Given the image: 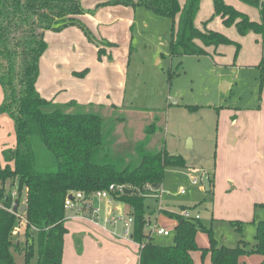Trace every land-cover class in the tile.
I'll list each match as a JSON object with an SVG mask.
<instances>
[{
    "label": "trees",
    "instance_id": "obj_1",
    "mask_svg": "<svg viewBox=\"0 0 264 264\" xmlns=\"http://www.w3.org/2000/svg\"><path fill=\"white\" fill-rule=\"evenodd\" d=\"M240 1L256 7L259 20L251 19L225 0H213V16H219L227 26L234 25L242 36L249 32L260 35L264 47V0ZM101 4L141 6L171 19L170 56L204 55L207 51L203 46L221 44H233L236 55L240 48L237 41L225 34L201 30L195 25L200 0H184L182 5L179 0H107ZM84 13L80 0H0V86L3 90L0 114L11 118L15 137L12 147L1 149L0 187L16 182L18 198L24 195L26 203V227L21 232L23 246L17 238L21 233L16 236L11 233L18 217L0 207V264H15L14 255L21 251L23 264H62L63 238L67 232L65 196L72 191H81L88 196L110 184L123 187L112 191L111 195L126 205L132 216L131 236L139 244L138 264H194L191 252L196 250L202 255L209 252L211 264H240L241 256L251 253L259 254L262 258L258 264H264V219L253 220L256 226L252 247L241 240L228 247L218 246L211 229L192 214L184 217L163 210L177 220L173 241L170 244L155 243L153 236L145 231L148 216L144 198L160 188H154V185H161L166 169L185 168V158L170 154L166 149L148 150L149 137L157 128L152 121L146 126L144 138L134 145V159L126 162L124 157L114 154L110 139L114 123L125 117L118 115L111 121L94 109L66 113V108L75 109L80 105L73 100L57 105L38 92L39 60L47 48L45 31L57 32L69 26L80 28L88 41L97 46L98 59L106 53L101 45H113L94 37L81 19ZM258 67L262 88L264 55ZM111 107L115 108L114 105ZM188 108L194 110L198 106L189 105ZM154 120L157 119L154 117ZM34 140L49 152L53 159L51 165L38 163ZM3 195L1 191L0 197ZM8 204L6 199L5 205ZM195 206H181L180 209L190 211ZM255 206L264 207V203ZM230 224L241 231L242 222L231 221ZM198 230L208 232V247L197 245Z\"/></svg>",
    "mask_w": 264,
    "mask_h": 264
},
{
    "label": "rangeland",
    "instance_id": "obj_2",
    "mask_svg": "<svg viewBox=\"0 0 264 264\" xmlns=\"http://www.w3.org/2000/svg\"><path fill=\"white\" fill-rule=\"evenodd\" d=\"M179 1L181 5L184 3V0ZM238 1L252 10H258L254 6ZM80 2L85 10L81 19L89 30L91 24H95L93 26L97 30L103 27L92 18L96 10L113 6H118L119 10L112 12L110 18L112 22L107 28L108 34H111L115 41L109 46V57L102 58L104 55L102 54L98 59L96 52L93 56L86 52L85 57L72 54L71 64L78 68L76 72L80 74L73 75L84 78L82 89L88 91L91 102L99 104L95 107L78 106L74 110L94 109L111 121L118 115L125 117L123 121L114 123L110 139L114 154L124 157L126 162L134 159V145L144 138L146 126L152 121L157 128L149 137L148 150L156 152L166 149L170 154L184 156L187 161L184 169L165 170L161 187L156 192L148 193L144 198L146 214L151 215L160 205L181 214L184 211L180 209L181 206L190 207L196 204L194 208H190L191 214L193 216L198 214L200 222L211 229V235L218 246H235L239 237H243L248 244L252 243L254 226L247 224L239 232L227 222L211 221L206 203L207 194L201 190V179L203 174L212 169L214 161L218 109H225L227 106L230 108L256 106L261 97V69L253 65H237L243 61L247 64L255 62L257 55L254 51L259 50L256 42L251 39L249 44L243 45L236 39L240 44L236 55L233 44H222L224 47L221 53L209 50L207 54L198 56H170L168 42L172 21L168 17L157 15L141 6L125 10L120 8L123 7L121 5H102L101 0ZM212 3L213 0L211 5ZM97 14L102 16L103 12L98 10ZM115 17H124V20L118 21L114 19ZM215 18L219 19L212 14V17L206 19V23ZM174 22H177L176 18ZM221 24L231 28L236 37L242 36L234 25L227 26L222 21ZM225 35L229 36L227 33ZM101 44L99 41V45ZM101 47L106 49V46ZM262 48L261 58L264 55L263 43ZM229 82L231 86H227ZM2 97L3 90L0 86V103ZM112 104L116 105L115 108L103 106ZM189 105H197L198 108L191 110L188 108ZM154 117L157 120H154ZM187 135L194 138L192 149L183 147L184 143L191 147L190 140L184 142ZM14 142L12 120L9 116L0 114V153L2 148L12 147ZM33 148L39 164L53 163L49 152L38 140H34ZM0 166H3L1 154ZM200 168L205 171L201 172ZM193 176L198 179L197 184L191 182ZM181 187L185 188L184 193L180 192ZM0 188V192H4V189L6 191L5 186ZM124 210L128 209L124 207ZM151 216L154 222V214ZM157 223L170 234L165 236L153 233L154 242L170 244L177 224L175 216L166 214L163 210L159 211ZM145 231H149L148 226H145ZM17 238L23 246V233ZM196 242L199 247H208V232L198 230ZM192 254L194 264H210L209 252L202 255L200 250H196ZM14 257L15 264H23V251L16 253ZM259 260L261 261V258L257 253L245 254L241 256L240 264H257Z\"/></svg>",
    "mask_w": 264,
    "mask_h": 264
},
{
    "label": "crops",
    "instance_id": "obj_3",
    "mask_svg": "<svg viewBox=\"0 0 264 264\" xmlns=\"http://www.w3.org/2000/svg\"><path fill=\"white\" fill-rule=\"evenodd\" d=\"M103 1L107 0H101V2ZM225 2L237 9L239 8V10L241 9L240 11L248 16L250 14L251 19L259 20L258 10H252L247 5H241L242 3L238 0H225ZM120 8L127 10V8L131 7L123 6ZM98 10L103 12L102 16L97 14ZM98 10H96V14L92 18L99 25L101 23L103 27L101 30H97L93 26L95 24H91L90 31L98 39H106L108 37L107 41L114 44L115 41L111 34H108L107 28L112 22L110 19L112 12L119 10L118 6L106 7L104 10L100 8ZM212 14L213 3L211 5V0H200L199 10L195 16V25L201 30L208 28L223 32V34L227 33L235 41L238 39L243 45L244 43L249 44L251 39L254 40L259 47L258 51H254L257 55L255 62L247 64L243 61L242 64L237 65L258 66L261 52L263 51L261 36L250 32L236 37L235 32L231 28H226L221 24L222 19L219 16H217L219 19L215 18L207 24L206 22L209 17H212ZM81 17L83 18V16ZM114 19L123 21L124 17H115ZM44 38L47 42V48L39 60V75L36 81L38 92L44 98L52 100L57 105H63L71 100L80 106L95 107L99 105L90 101L91 98L88 95V91L82 89V80L84 78L73 75L78 68L71 64L72 54H76L78 57H81V55L85 57V53L88 52L93 56L95 52L97 54V46L88 41L83 30L76 26H69L57 32L47 30ZM196 42L198 45L203 46L200 41ZM203 47L208 52L213 50L221 53V49L224 46L221 44L216 47ZM108 54L110 55V50L109 47H106V53L102 58ZM227 86H231V83H227ZM103 106L110 107L111 105ZM65 112L74 113V108H66ZM217 115L214 161L212 169L206 172L209 181V191L205 190L201 179V190L207 194L206 203L211 221H223L229 225H231V221H240L243 223L242 228L247 224L255 228L256 223L253 220L264 219V207L255 206L256 204L264 203V80L261 97L256 106L246 108H230V106H227L225 109H218ZM186 140H190L191 147H188L185 143L183 147L192 149L194 147V138L187 135L184 142ZM200 170L201 172L205 171L203 168H200ZM121 206L123 209L124 207L127 208L122 203ZM162 210L175 212L169 207L165 208L160 205L154 213H151V215L154 214L156 222L159 211ZM151 215H147L148 221H152ZM65 224L67 232L63 238L62 264H138L139 244L133 239H114L109 229L79 218L67 219ZM85 226H88V228H85ZM240 240L245 242L246 246L252 247L255 244L254 235L252 243L248 244L243 237H239L237 241ZM191 256L193 258L192 252ZM260 258L262 257L260 256Z\"/></svg>",
    "mask_w": 264,
    "mask_h": 264
},
{
    "label": "built area",
    "instance_id": "obj_4",
    "mask_svg": "<svg viewBox=\"0 0 264 264\" xmlns=\"http://www.w3.org/2000/svg\"><path fill=\"white\" fill-rule=\"evenodd\" d=\"M191 182L197 184L198 179L192 177ZM4 186L6 191L4 189V195L0 197V207L9 210L18 217L17 223L14 225L11 232L13 236H16L26 227L24 211L19 209L22 204H26L25 196L21 195L20 198H18L19 193L16 182L12 184L6 183ZM148 188L151 189V186H148ZM120 189H123V187L110 184L107 188L97 190L88 196L81 191L70 192L64 199V209L65 212L68 213L66 219L79 218L95 225L102 226L109 229L111 236L117 240L132 239V216L128 211H125L121 203L116 201L111 195L112 191ZM180 192L184 193L185 188L181 187ZM5 196L6 198H4ZM6 199L9 201L8 205H5ZM15 204H17V210L13 211ZM181 215L184 217H191V212L189 210H184ZM194 216L198 218V214ZM146 226L149 227L148 233L150 236H153V233L165 236L170 234L167 229L156 221H147Z\"/></svg>",
    "mask_w": 264,
    "mask_h": 264
},
{
    "label": "water",
    "instance_id": "obj_5",
    "mask_svg": "<svg viewBox=\"0 0 264 264\" xmlns=\"http://www.w3.org/2000/svg\"><path fill=\"white\" fill-rule=\"evenodd\" d=\"M202 183L205 187V190L206 191H209V181L207 179V174H203V177H202ZM159 187V184H155L154 185V188H158ZM124 191H129V190H126L124 189ZM6 198V196L4 197ZM17 203V202H16ZM20 210L24 211L26 209V206L24 204H22L20 207H19ZM17 210V204H15V206L13 207V211H16Z\"/></svg>",
    "mask_w": 264,
    "mask_h": 264
}]
</instances>
